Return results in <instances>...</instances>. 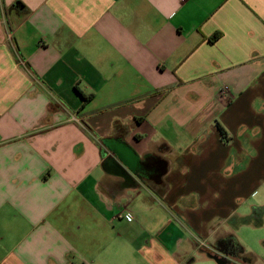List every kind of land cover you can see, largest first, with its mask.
Wrapping results in <instances>:
<instances>
[{
    "label": "crops",
    "instance_id": "crops-1",
    "mask_svg": "<svg viewBox=\"0 0 264 264\" xmlns=\"http://www.w3.org/2000/svg\"><path fill=\"white\" fill-rule=\"evenodd\" d=\"M263 184L264 0H0V264L208 260Z\"/></svg>",
    "mask_w": 264,
    "mask_h": 264
},
{
    "label": "rangeland",
    "instance_id": "rangeland-1",
    "mask_svg": "<svg viewBox=\"0 0 264 264\" xmlns=\"http://www.w3.org/2000/svg\"><path fill=\"white\" fill-rule=\"evenodd\" d=\"M253 207L259 208V211L252 214ZM239 213L245 216L251 215L252 217L245 224H238L235 230H230V227L226 230L231 231L235 235V239L241 245L245 254H247V260L250 264H264V184L256 190L247 202L243 203ZM205 254L219 257L216 252L209 251L208 253L207 251ZM193 257L197 260L193 264H216L211 259L199 260L201 255L197 251H194ZM228 263L225 262V264ZM231 264L239 263L231 261Z\"/></svg>",
    "mask_w": 264,
    "mask_h": 264
},
{
    "label": "trees",
    "instance_id": "trees-1",
    "mask_svg": "<svg viewBox=\"0 0 264 264\" xmlns=\"http://www.w3.org/2000/svg\"><path fill=\"white\" fill-rule=\"evenodd\" d=\"M219 34H215L211 40L214 41L216 39H218ZM76 91L78 92V94L80 95V97L82 98V100L84 102H86L90 96H84L82 93H80L77 89ZM217 129L219 131V133L221 134L222 137H224L225 135V131L224 129L217 123L216 124ZM248 220V219H247ZM247 220H243L241 223L245 224L246 222H248ZM259 223H261L259 221ZM214 250L217 251V253L222 254V255H226L228 257H232L233 259H240V260H244V261H248L247 260V255L245 254L243 248L239 245V243L237 242V240L233 237H227V238H223L220 240H217L214 244Z\"/></svg>",
    "mask_w": 264,
    "mask_h": 264
},
{
    "label": "water",
    "instance_id": "water-1",
    "mask_svg": "<svg viewBox=\"0 0 264 264\" xmlns=\"http://www.w3.org/2000/svg\"><path fill=\"white\" fill-rule=\"evenodd\" d=\"M116 154L118 156V159H120V161L122 163H124L125 165H127L128 168L132 169V163H130L128 161V159L122 154V152L118 151V152H116ZM205 256L208 259L213 260L216 264H225V262L221 258H219L217 256H213L211 254H205Z\"/></svg>",
    "mask_w": 264,
    "mask_h": 264
},
{
    "label": "built area",
    "instance_id": "built-area-1",
    "mask_svg": "<svg viewBox=\"0 0 264 264\" xmlns=\"http://www.w3.org/2000/svg\"><path fill=\"white\" fill-rule=\"evenodd\" d=\"M221 95H225L223 91L221 92ZM124 217H125L126 220H128V221L131 220V217H130L129 215H125Z\"/></svg>",
    "mask_w": 264,
    "mask_h": 264
}]
</instances>
